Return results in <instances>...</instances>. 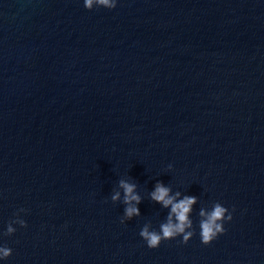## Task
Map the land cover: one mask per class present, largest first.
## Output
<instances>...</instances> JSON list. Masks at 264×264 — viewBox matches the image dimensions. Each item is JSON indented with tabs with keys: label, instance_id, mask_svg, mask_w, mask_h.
<instances>
[{
	"label": "water",
	"instance_id": "water-1",
	"mask_svg": "<svg viewBox=\"0 0 264 264\" xmlns=\"http://www.w3.org/2000/svg\"><path fill=\"white\" fill-rule=\"evenodd\" d=\"M121 179L141 198L124 223ZM157 182L196 197L186 244L139 236L166 221ZM217 202L232 219L204 245ZM0 246V264H264V0H0Z\"/></svg>",
	"mask_w": 264,
	"mask_h": 264
},
{
	"label": "clouds",
	"instance_id": "clouds-1",
	"mask_svg": "<svg viewBox=\"0 0 264 264\" xmlns=\"http://www.w3.org/2000/svg\"><path fill=\"white\" fill-rule=\"evenodd\" d=\"M117 0H83V7L91 10L93 7H103L112 10L116 7ZM171 165H169V169ZM119 187L123 190L124 205L123 215L120 222L130 221L133 217L140 215L137 205L140 203V196L135 191L136 184L130 183L124 179L119 181ZM170 188L164 186L162 183L157 182L154 190L149 194L150 199L163 208L169 209L166 221L159 225V231L150 230L148 224H144L139 232V236L146 242V246L150 249L156 248L160 245L162 240L175 239L178 236L182 237L180 243H187L193 236V221L189 218L192 211V206L197 202L194 196H184L182 199H177L180 196L179 192L175 196L170 195ZM121 197L120 192H115L111 196L113 202L119 200ZM25 211L20 209L19 212ZM19 212L7 225L6 231L3 233L5 236H10L15 232L13 224H18L20 227H26V222L19 219ZM199 236L201 243L204 245L209 244L218 235L223 234L225 231L223 224L231 221L232 214L220 203H214L211 210L201 208L199 213ZM11 249L7 246H0V259H6L11 255Z\"/></svg>",
	"mask_w": 264,
	"mask_h": 264
}]
</instances>
